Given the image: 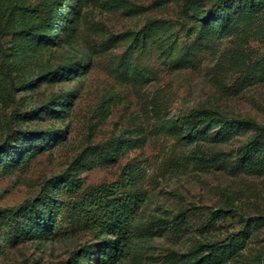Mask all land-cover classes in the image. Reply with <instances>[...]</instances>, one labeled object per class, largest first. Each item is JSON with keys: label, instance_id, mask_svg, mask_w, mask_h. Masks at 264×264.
I'll return each mask as SVG.
<instances>
[{"label": "rangeland", "instance_id": "374dc122", "mask_svg": "<svg viewBox=\"0 0 264 264\" xmlns=\"http://www.w3.org/2000/svg\"><path fill=\"white\" fill-rule=\"evenodd\" d=\"M25 1L31 19L52 14L32 41L31 13L0 27V264H185L206 245L231 250L207 264H264V82L236 92L230 58L263 57L264 8L211 42L184 0ZM199 107L238 125L198 123ZM216 152L227 161L199 162ZM116 185L130 247L103 257L106 210L73 205Z\"/></svg>", "mask_w": 264, "mask_h": 264}, {"label": "trees", "instance_id": "16d2710c", "mask_svg": "<svg viewBox=\"0 0 264 264\" xmlns=\"http://www.w3.org/2000/svg\"><path fill=\"white\" fill-rule=\"evenodd\" d=\"M208 6L202 8L198 0H184V6L186 10L190 11V19L196 22L200 34V38L203 41L216 42L219 41L222 36H230L231 34H236L238 30V25L252 24L255 20L259 18L260 13H262L264 8V0H206ZM21 10L25 11V15H30L33 8H29L25 0H0V27L2 23L9 22L10 17ZM22 12V11H21ZM52 14V13H51ZM51 14L48 20L38 21L34 18L33 13L28 18H22L19 22L20 30L24 34V38L28 41H32L36 34H38L40 27H48ZM31 17V18H30ZM15 18H13V22ZM48 23V24H46ZM235 58L231 62L232 65L236 66V77L233 81L232 86L236 88V92L241 91L243 88L253 85L257 82H264V54L263 57L259 59L251 60L248 53L244 50H239L233 55ZM229 58V59H230ZM251 60V61H250ZM68 68V67H67ZM64 71V70H63ZM191 116L198 123H214L218 124L222 122V128L228 130L237 126L236 120H225V116L222 117L221 112L213 108H193L191 110ZM245 122L252 124L254 127L259 125L252 120H244ZM188 121L186 120V123ZM190 123V122H189ZM194 123H196L194 121ZM188 125V124H187ZM248 145V143H247ZM245 147V145H244ZM239 151V149H238ZM241 153H246L244 148ZM248 153L251 154V151ZM254 158L258 160L262 154V148H258ZM227 155L223 152H216L213 156L202 157L199 162H207L211 166H215L219 163H225ZM120 186L116 185L114 188L109 186H98L96 188L95 196L87 194L82 199L78 201L77 204L73 205V209L77 210L79 205H86L88 211H93L94 209L102 208L104 211V222L102 223V228L100 232L102 233V241L104 242L102 249V256H108L111 253L121 254L125 249L129 248L128 238L130 234L129 227L132 221V215L135 208H126L125 200L127 198H113L108 199V195L114 189L118 190ZM45 191L42 190L39 194L40 196V211L39 217L41 221H47L53 216V205L48 203L44 198ZM93 195V194H92ZM97 197V198H93ZM137 199V194L134 195ZM137 200L133 201L136 205ZM183 215V214H181ZM89 216L87 222L90 223L92 227L99 228L96 218ZM106 217V218H105ZM221 214L218 211L212 213V218H220ZM53 219V218H52ZM53 221V220H52ZM41 223V222H40ZM53 223L49 224L51 228ZM176 224V223H175ZM112 234L114 237L107 236ZM208 247L207 253L200 255L194 260L187 261L185 264H207L210 262L216 263L215 261H220L223 257L231 253L229 248L225 246H211ZM201 247H198L195 251L198 253L202 251ZM127 251L126 253H128Z\"/></svg>", "mask_w": 264, "mask_h": 264}]
</instances>
